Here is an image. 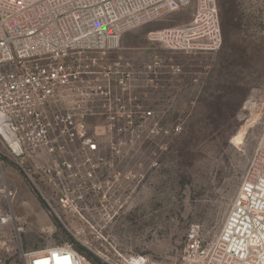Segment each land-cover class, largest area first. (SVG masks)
Returning a JSON list of instances; mask_svg holds the SVG:
<instances>
[{"label":"built area","instance_id":"obj_1","mask_svg":"<svg viewBox=\"0 0 264 264\" xmlns=\"http://www.w3.org/2000/svg\"><path fill=\"white\" fill-rule=\"evenodd\" d=\"M194 2L190 21L152 29L148 41L175 52L219 50L223 32L217 0ZM191 3L0 0V145L36 186V180L44 182L47 192L42 196L57 216L52 201L61 212H79L88 194L103 201L124 198L125 184L135 176L109 172L124 151L146 134L167 137L181 130L178 122L164 126L135 92L136 74L162 76L161 58L155 55L137 69L131 60L111 54L126 32ZM166 67L172 74L182 72L177 64ZM22 158L32 163L31 172ZM143 178L139 172V182ZM2 191L6 198L16 195L8 187ZM12 219L7 213L1 222ZM186 238V264H264V123L215 238L205 243L197 224L190 226ZM25 256L26 264H86L71 245ZM128 262L143 264L146 258L130 257Z\"/></svg>","mask_w":264,"mask_h":264},{"label":"rangeland","instance_id":"obj_2","mask_svg":"<svg viewBox=\"0 0 264 264\" xmlns=\"http://www.w3.org/2000/svg\"><path fill=\"white\" fill-rule=\"evenodd\" d=\"M217 3L223 45L215 52H175L147 39L152 29L190 21L192 0L183 10L126 32L111 54L131 60L137 69L155 55L161 58L162 76L136 74L135 92L164 126H181L167 137L144 134L124 151L116 169L109 170L135 176L125 184L124 198L103 201L88 194L79 212H61L52 201L57 216L42 196L44 182L36 180V186L0 145V264H26L25 253L58 245H71L86 264H99L88 254L101 264H130V257L139 256L146 258L143 264H186L191 225L200 226L205 243L215 238L264 123V0ZM170 64L182 72H168ZM22 160L31 172L32 163ZM5 187L16 195L6 198ZM7 213L14 219L3 224Z\"/></svg>","mask_w":264,"mask_h":264},{"label":"trees","instance_id":"obj_3","mask_svg":"<svg viewBox=\"0 0 264 264\" xmlns=\"http://www.w3.org/2000/svg\"><path fill=\"white\" fill-rule=\"evenodd\" d=\"M78 249L81 250V251L87 252L86 249H84V247H82V246H80V245H78ZM88 256H89V258H90L92 261L101 264V262H100L96 257L92 256L91 254H88Z\"/></svg>","mask_w":264,"mask_h":264},{"label":"bare ground","instance_id":"obj_4","mask_svg":"<svg viewBox=\"0 0 264 264\" xmlns=\"http://www.w3.org/2000/svg\"><path fill=\"white\" fill-rule=\"evenodd\" d=\"M254 105H255V104H254L252 101H250V102L248 103V107L251 108V109L254 107Z\"/></svg>","mask_w":264,"mask_h":264}]
</instances>
